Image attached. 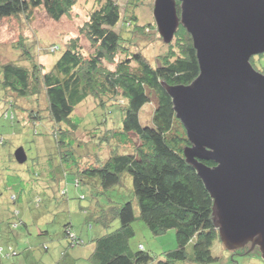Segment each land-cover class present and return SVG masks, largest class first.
<instances>
[{
  "label": "trees",
  "instance_id": "16d2710c",
  "mask_svg": "<svg viewBox=\"0 0 264 264\" xmlns=\"http://www.w3.org/2000/svg\"><path fill=\"white\" fill-rule=\"evenodd\" d=\"M130 1L137 5L139 0ZM154 1L151 0V7ZM95 3L96 8L81 30L91 45L90 55L75 38L62 49L54 65L45 69L34 59L38 47L34 45L37 53L32 55L23 43L16 50L24 53L30 65H22L18 59L0 66L1 91L5 95L0 102L14 110L11 115L5 111L4 116L14 121L18 118L25 127L35 128L41 121L49 122L57 141L59 160L61 164L72 163L70 170L77 178V186L88 185L104 194L130 178L139 219L152 234L161 236L169 230L176 231L177 248L166 252L161 259L145 251L141 244L136 248L131 246L136 220L133 201L97 207L99 224L110 228L117 221L119 227L93 240L90 264H211L219 260L212 248L220 241L214 222V202L185 159L184 149L190 143L165 90V85H189L199 75L192 38L180 26L167 44L154 19L152 23H139L136 8L122 11L117 0ZM177 3L179 12L180 3ZM76 4L77 0H0V18L31 20L34 11L42 10L57 22L69 16ZM122 20L130 28L131 36L127 39L121 30L115 29ZM153 32L159 35L165 48L155 62L138 45L139 38L149 37ZM60 49L55 45L54 52ZM118 56L120 59L116 61ZM255 58L254 67L264 74V54ZM111 64L115 67L110 68ZM153 96L156 102L151 123L143 125L142 109L153 102ZM89 98L99 106H117L122 121L117 127H107L95 136L96 140L89 130L81 131L88 135L87 147L77 140L80 125L74 117L77 107L87 105ZM41 99H45L44 106ZM94 148H107V155L99 157L100 152L95 153ZM91 154L95 156L93 159L89 157ZM72 235L75 234L67 225L65 237H70L69 244H81L82 239Z\"/></svg>",
  "mask_w": 264,
  "mask_h": 264
},
{
  "label": "rangeland",
  "instance_id": "374dc122",
  "mask_svg": "<svg viewBox=\"0 0 264 264\" xmlns=\"http://www.w3.org/2000/svg\"><path fill=\"white\" fill-rule=\"evenodd\" d=\"M96 1L77 0L71 14L57 22L51 20L42 10L34 11L31 20L18 17L0 18V66L18 59L22 65L29 66L30 62L24 59V53L16 50L21 49L23 43L29 47L32 55L36 52L34 45L38 47L39 52L34 59L45 69L54 65L60 58L62 49H66L72 39L78 38L89 54L91 45L81 35V30L89 20L91 11L96 8ZM117 2L122 11L136 8L139 23H152L154 17L151 0H139L137 5H132L130 0ZM115 29L121 30L126 39L131 36L130 28L126 27L123 20ZM158 36L153 32L149 37L138 39L139 48H143L146 56L154 62L165 50ZM55 45L61 48L57 53L54 52ZM255 57L251 59L253 66L256 64ZM119 59L120 56L116 61ZM258 64H261L260 61ZM109 67L114 68L115 64ZM4 96L0 85V100L5 99ZM152 100L151 104L142 109L140 120L143 125L151 123L156 102L154 96ZM45 103V99H41L40 104L44 106ZM7 109L0 102V264H90L93 240L119 227L116 221L110 228H104L97 222L95 209L127 201H133L136 216L133 223L135 235L130 240L132 247L136 248L141 244L145 251L161 259L166 252L177 248L174 229L161 236H154L145 222L139 219V209L134 202L130 178H126L122 185L109 188L104 194H98L95 188L88 185L77 186V178L70 170L72 163L61 164L59 160L60 153L51 124L41 121L35 128L25 127L18 118L15 121L6 118L5 111L10 115L14 113L13 109ZM76 113L78 116L75 115L74 118L80 125L77 140L87 147L88 135L81 131L89 130L91 136L95 137L107 127L119 126L122 121L117 106H99L93 98L88 99L87 105L78 106ZM21 147L27 157L24 164H19L14 156L15 151ZM95 151L100 152L99 157H103L108 150L103 148ZM85 152L88 153V149ZM89 157L95 156L91 154ZM67 225L75 234L73 237L82 239L81 244H69L70 237H65ZM249 248L247 246L244 251ZM212 249L219 260L211 264H264L259 251L243 254V250H239L235 255L221 241H216ZM188 250L190 252L191 248ZM12 251L17 254L12 256ZM4 254L11 257H5Z\"/></svg>",
  "mask_w": 264,
  "mask_h": 264
},
{
  "label": "water",
  "instance_id": "95a60500",
  "mask_svg": "<svg viewBox=\"0 0 264 264\" xmlns=\"http://www.w3.org/2000/svg\"><path fill=\"white\" fill-rule=\"evenodd\" d=\"M153 17L165 43L182 26L197 54V78L165 90L190 143L185 159L213 199L220 241L264 260V74L251 63L264 54V0H155ZM15 158L26 162L23 148Z\"/></svg>",
  "mask_w": 264,
  "mask_h": 264
},
{
  "label": "crops",
  "instance_id": "0c3cea01",
  "mask_svg": "<svg viewBox=\"0 0 264 264\" xmlns=\"http://www.w3.org/2000/svg\"><path fill=\"white\" fill-rule=\"evenodd\" d=\"M63 264H66V262H64Z\"/></svg>",
  "mask_w": 264,
  "mask_h": 264
}]
</instances>
